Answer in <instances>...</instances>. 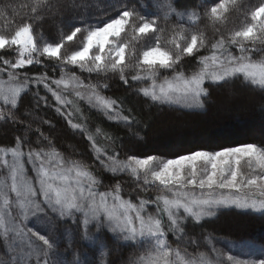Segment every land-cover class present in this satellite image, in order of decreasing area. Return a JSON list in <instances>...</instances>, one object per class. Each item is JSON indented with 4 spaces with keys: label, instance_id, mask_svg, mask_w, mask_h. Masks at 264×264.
Here are the masks:
<instances>
[{
    "label": "snow or ice",
    "instance_id": "6c2138e0",
    "mask_svg": "<svg viewBox=\"0 0 264 264\" xmlns=\"http://www.w3.org/2000/svg\"><path fill=\"white\" fill-rule=\"evenodd\" d=\"M92 8L102 13L92 16L95 23L89 22ZM239 10V0H200L179 11L174 0H104L102 7L97 0H0V52L15 53L14 61L0 55V74H7L0 79V122L18 132L13 146H0V175L11 180L0 188V264H104L97 254H110V241L146 250L123 264H264V239L245 254L225 253L211 233L204 236L207 252L181 247L198 250L188 224L202 225L221 210L264 215V146L198 148L165 159L129 155L124 142L144 140L151 117L143 113L153 108L204 110L206 84L241 78L264 92V0L228 28ZM45 21L59 28L58 42L44 37ZM69 42L73 48L64 50ZM33 65L43 71H20ZM113 84L125 89L123 95H105ZM128 97L142 100V107L129 105ZM49 109L87 140L98 166L74 149L61 150L52 121L41 115ZM92 110L116 128L97 122L93 130ZM104 173L127 174L135 187L125 196L124 181L106 185ZM153 188L158 194L149 198ZM29 217L46 220L48 234L30 227ZM69 221L80 226V241L93 245V259L79 250L69 257L71 236L59 248L57 225Z\"/></svg>",
    "mask_w": 264,
    "mask_h": 264
},
{
    "label": "trees",
    "instance_id": "16d2710c",
    "mask_svg": "<svg viewBox=\"0 0 264 264\" xmlns=\"http://www.w3.org/2000/svg\"><path fill=\"white\" fill-rule=\"evenodd\" d=\"M151 0H148L150 3ZM6 3L7 0H4ZM23 0H16L19 4ZM200 3V0H174V6L177 9H184L185 6H191L192 3ZM97 3L102 7L104 0H97ZM258 0H239V11H234L229 20L228 28L238 25L243 20V10H246L250 5H256ZM151 11V9H148ZM102 15L96 8L90 9L89 22L95 23L92 16ZM78 26V25H77ZM3 22L0 21V29H3ZM69 29L66 27L64 31ZM37 31H41L38 27ZM44 37L48 41H57L60 38V30L52 21H45L42 25ZM209 36H212V30L209 29ZM73 43L69 42L66 49L71 50ZM62 50V51H64ZM5 58L14 59L15 53L7 55L0 52ZM20 71H27L29 75L37 74L43 71L39 66H27ZM80 75L79 69H76ZM87 75V74H85ZM57 71L56 77L58 78ZM209 88V97L206 98V107L204 110L192 112L190 110H179L165 108L158 111L153 108L151 112H144L143 115L147 119L151 117L149 127L143 133L144 140L135 141L125 139V144L131 151L129 155L136 154L139 156L156 155L165 158H174L177 154H184L189 150L203 148L207 150H218L220 147L236 146L241 143H257L264 146V92L258 88L245 86L241 82V78H237L231 82L222 83L216 86L205 85ZM125 89L119 85L113 84V91L106 92L108 96L123 95ZM43 95V92H41ZM54 104L55 102L52 101ZM127 103L131 106L142 107V100L135 97H128ZM44 119H50L54 127L51 130V136L55 138L57 145L61 146V150H75L83 154L84 159L90 163H96L94 157L91 156L88 142L80 135H74L67 127L66 121L55 113L53 109H49L46 114L41 113ZM99 115V114H98ZM74 122H79L74 120ZM102 126L106 130L116 128V125L110 124L105 119L101 120ZM35 127V125H33ZM46 133L49 131L48 126L43 129ZM18 134L10 124L0 122V146L9 147L14 145L15 136ZM123 135V131H119ZM103 143V141H101ZM123 158V154H122ZM104 184L113 185L117 180H123V194L127 193L135 187V184L127 176H115L110 173H104ZM105 190L101 188V191ZM154 191L150 189V197L154 196ZM135 199V197H133ZM71 237L74 238L72 250L68 253H74L77 250L82 255V258L89 260L93 259L92 249L90 244H85L80 241V227L77 224H72ZM188 235L200 241L199 249H195L191 245H181L183 248L187 246L190 253L195 254L197 251L207 252L209 246L204 241V236L211 233L215 238H224L230 240L251 241L258 244L264 239V215L253 213L251 210H240L229 208L221 210L216 217L206 219L202 225L189 223L186 229ZM0 239H2L0 235ZM59 248L64 249L63 245ZM173 247L171 238L168 239ZM90 245V246H88ZM109 247L112 249L108 253L107 249H102L99 260H103L104 264L115 262V264H123L133 252L143 254L145 249H136L133 245L123 241H110ZM86 254V257H85Z\"/></svg>",
    "mask_w": 264,
    "mask_h": 264
},
{
    "label": "rangeland",
    "instance_id": "374dc122",
    "mask_svg": "<svg viewBox=\"0 0 264 264\" xmlns=\"http://www.w3.org/2000/svg\"><path fill=\"white\" fill-rule=\"evenodd\" d=\"M177 10L179 11V10H183V9H177ZM14 60H15V57H14L13 61ZM0 79L7 80V74L6 73L0 74ZM66 95L68 96L69 99H71L73 101H76V98L72 94L71 91H69L68 93H66ZM76 102L79 104V106L82 109H84L85 112H88L89 111L88 108H87V105L85 104L84 101H76ZM91 115H92L93 121H94V122H91V127L94 130L95 123L98 122V123H100L102 125L101 120L102 119H105V118H103L102 116L98 115V113H96L94 110H92ZM9 147H11V146H9ZM157 157H160V156H157ZM162 158H165V157H162ZM5 184H7L8 186H10V184H11L10 178H7L5 175H0V188H4L5 187ZM152 190L154 191V194L155 195L158 194L155 188H153ZM154 196L152 198H154ZM3 209H4V202H3V199L0 198V210H3ZM11 211H12L13 215H15V214H17V212L19 210L14 208V209H11ZM80 219H82V217H80ZM26 223H28V225L30 227H33L34 230H36L38 232H41V234H45V235L48 234V230L49 229H48V227H45L44 226V225L47 224V221L44 220L43 218H41L40 221H37L35 218L29 217V219H28V221H26ZM72 224L73 223L71 221H69V222L59 223L57 225L56 232H55V236H56V238L58 240L59 246L62 245V244H64V243H66V240L69 239V236L72 233V230H74L72 228ZM93 231H94V229H93ZM0 235L2 237V229H0ZM213 243L215 244V246L217 248L222 249L225 253H229V254H245V253H251L253 251V248L255 246H258L257 243L251 242V241L230 240V239H224V238H215L213 240ZM63 246L66 247V244L63 245ZM88 246H90V245H88ZM90 248L92 249L93 248V245H91ZM64 249H61V250H64ZM101 250L97 254V256L100 255ZM71 254L72 253H70L69 257L71 256ZM92 254H93V251H92Z\"/></svg>",
    "mask_w": 264,
    "mask_h": 264
}]
</instances>
